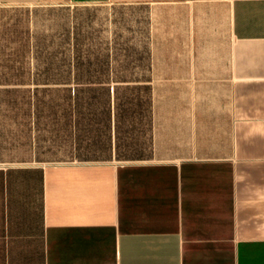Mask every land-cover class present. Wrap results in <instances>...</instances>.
I'll use <instances>...</instances> for the list:
<instances>
[{"label":"crops","instance_id":"crops-1","mask_svg":"<svg viewBox=\"0 0 264 264\" xmlns=\"http://www.w3.org/2000/svg\"><path fill=\"white\" fill-rule=\"evenodd\" d=\"M65 6L124 11L93 80L127 156H64L0 105V264H264V0H0V98L7 16Z\"/></svg>","mask_w":264,"mask_h":264},{"label":"rangeland","instance_id":"rangeland-1","mask_svg":"<svg viewBox=\"0 0 264 264\" xmlns=\"http://www.w3.org/2000/svg\"><path fill=\"white\" fill-rule=\"evenodd\" d=\"M124 21V11L111 12L100 6L42 8L31 18L7 16L6 94L0 98V105L7 108V123L28 116L16 109L33 107L36 121L53 124L55 151L85 161L109 160L114 153L116 160H124V114L123 145L117 149L110 143L106 86H95L93 80L96 62L109 56L110 44L114 57H125ZM29 40L35 63L32 73L36 72L31 83L26 81L29 75L24 66L29 57L24 47ZM125 94L121 87L117 103L123 112Z\"/></svg>","mask_w":264,"mask_h":264}]
</instances>
